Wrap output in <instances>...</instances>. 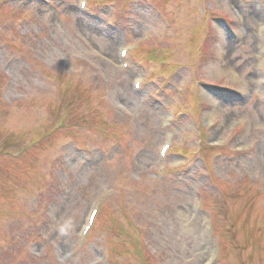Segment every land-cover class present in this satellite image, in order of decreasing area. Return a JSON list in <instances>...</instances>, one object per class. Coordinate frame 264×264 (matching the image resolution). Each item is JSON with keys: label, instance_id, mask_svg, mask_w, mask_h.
Listing matches in <instances>:
<instances>
[{"label": "rangeland", "instance_id": "rangeland-1", "mask_svg": "<svg viewBox=\"0 0 264 264\" xmlns=\"http://www.w3.org/2000/svg\"><path fill=\"white\" fill-rule=\"evenodd\" d=\"M77 1L0 0V264H264V1Z\"/></svg>", "mask_w": 264, "mask_h": 264}, {"label": "bare ground", "instance_id": "bare-ground-1", "mask_svg": "<svg viewBox=\"0 0 264 264\" xmlns=\"http://www.w3.org/2000/svg\"><path fill=\"white\" fill-rule=\"evenodd\" d=\"M253 83H254V82H253ZM248 85H249V87H250V85H251V81H249ZM244 86H245V88H247V85H244Z\"/></svg>", "mask_w": 264, "mask_h": 264}]
</instances>
